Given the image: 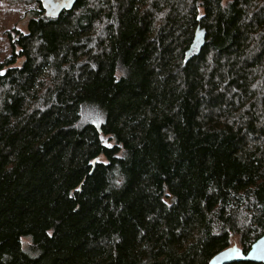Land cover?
Instances as JSON below:
<instances>
[{
  "label": "trees",
  "instance_id": "obj_1",
  "mask_svg": "<svg viewBox=\"0 0 264 264\" xmlns=\"http://www.w3.org/2000/svg\"><path fill=\"white\" fill-rule=\"evenodd\" d=\"M30 1L0 63V264L246 253L264 235V0Z\"/></svg>",
  "mask_w": 264,
  "mask_h": 264
},
{
  "label": "rangeland",
  "instance_id": "obj_2",
  "mask_svg": "<svg viewBox=\"0 0 264 264\" xmlns=\"http://www.w3.org/2000/svg\"><path fill=\"white\" fill-rule=\"evenodd\" d=\"M35 10L36 5L30 0H0V63L10 55L9 31L15 30L26 33L28 13ZM21 61L19 59L15 66H19ZM102 120L103 114L97 108L83 106L78 127H82L85 124L99 125ZM101 139L106 144L111 145L107 137H102ZM99 161H102V159H98ZM27 243L28 239L25 238L22 240V247L24 249Z\"/></svg>",
  "mask_w": 264,
  "mask_h": 264
},
{
  "label": "water",
  "instance_id": "obj_3",
  "mask_svg": "<svg viewBox=\"0 0 264 264\" xmlns=\"http://www.w3.org/2000/svg\"><path fill=\"white\" fill-rule=\"evenodd\" d=\"M77 0H40L44 15L56 17L65 10L73 8ZM205 41V30L198 26L189 49L185 52L184 62L197 56ZM98 127V125H96ZM234 262H250L264 264V235L257 239L244 253L237 246H232L216 254L208 264H230Z\"/></svg>",
  "mask_w": 264,
  "mask_h": 264
}]
</instances>
